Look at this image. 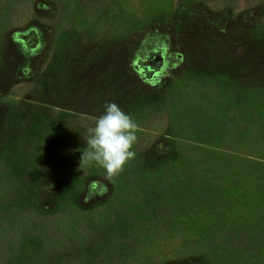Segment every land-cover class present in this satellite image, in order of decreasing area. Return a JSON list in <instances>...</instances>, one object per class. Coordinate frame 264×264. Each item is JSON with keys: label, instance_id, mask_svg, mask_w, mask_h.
<instances>
[{"label": "rangeland", "instance_id": "rangeland-1", "mask_svg": "<svg viewBox=\"0 0 264 264\" xmlns=\"http://www.w3.org/2000/svg\"><path fill=\"white\" fill-rule=\"evenodd\" d=\"M0 264H264V0H0Z\"/></svg>", "mask_w": 264, "mask_h": 264}, {"label": "clouds", "instance_id": "clouds-1", "mask_svg": "<svg viewBox=\"0 0 264 264\" xmlns=\"http://www.w3.org/2000/svg\"><path fill=\"white\" fill-rule=\"evenodd\" d=\"M137 128L135 120L116 103L106 104L102 115L88 129L79 167L94 164L103 168L108 176H117L127 161L135 156L131 149L137 139Z\"/></svg>", "mask_w": 264, "mask_h": 264}, {"label": "trees", "instance_id": "trees-1", "mask_svg": "<svg viewBox=\"0 0 264 264\" xmlns=\"http://www.w3.org/2000/svg\"><path fill=\"white\" fill-rule=\"evenodd\" d=\"M23 217L25 218L26 216H23ZM24 228H25V226L23 227V229H24ZM40 229H41V231L43 232L44 227H41V226H40ZM38 230H39V229H38ZM41 231H40V234L42 233ZM53 238H57V236H53Z\"/></svg>", "mask_w": 264, "mask_h": 264}]
</instances>
